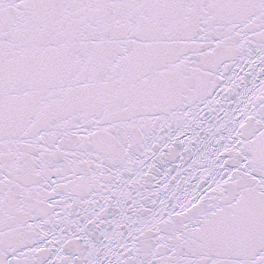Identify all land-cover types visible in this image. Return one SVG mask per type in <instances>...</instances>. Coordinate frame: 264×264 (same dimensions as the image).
Listing matches in <instances>:
<instances>
[{
	"label": "snow or ice",
	"instance_id": "obj_1",
	"mask_svg": "<svg viewBox=\"0 0 264 264\" xmlns=\"http://www.w3.org/2000/svg\"><path fill=\"white\" fill-rule=\"evenodd\" d=\"M0 264H264V0H0Z\"/></svg>",
	"mask_w": 264,
	"mask_h": 264
}]
</instances>
